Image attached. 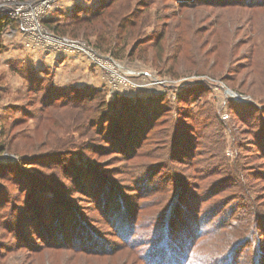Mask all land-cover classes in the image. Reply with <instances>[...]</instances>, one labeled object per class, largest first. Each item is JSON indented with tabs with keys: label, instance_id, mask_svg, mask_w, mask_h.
I'll return each mask as SVG.
<instances>
[{
	"label": "trees",
	"instance_id": "1",
	"mask_svg": "<svg viewBox=\"0 0 264 264\" xmlns=\"http://www.w3.org/2000/svg\"><path fill=\"white\" fill-rule=\"evenodd\" d=\"M141 1L138 2V7L133 13L128 10L130 4L128 0L116 10L107 13L108 9L117 2L116 0L107 1L101 9L91 13L90 17L83 19L77 15L73 21L80 26L85 23L91 24L101 17L104 18L101 19L104 23L102 30L93 31L97 39L96 47L102 52L110 53L116 59L134 58L136 50L142 45L158 51L160 55L158 58L161 59L164 55L165 40L162 33L159 32L153 37L130 38L131 35L133 36V33L129 31L130 28L136 26V34H140L145 25L144 21L146 18L148 20V16L143 17L142 14L145 10H138L140 7L148 8L147 6H151L148 3L151 2ZM167 1L174 6L172 11L176 13V17H180L177 20L187 24L190 22L188 15L194 12L191 11L193 8L218 10L264 8V0ZM138 14L141 16L138 17ZM166 19L169 18L166 17ZM10 22L8 19H0V36L1 30ZM125 23L128 24L126 27ZM56 32L63 34V30L58 29ZM128 41L133 43L129 51L124 53L122 47L128 44ZM182 45L180 42L179 46ZM253 54L254 52L247 53L251 64ZM136 59L144 60L140 57ZM32 82L35 86L34 91L39 92V82ZM232 89L245 94L248 92L239 87H232ZM207 90L208 88L203 86L189 92L186 96L182 92L176 95L173 103L185 105L182 107L184 119L189 123V127L186 128H184L186 124H181L175 119V115L178 114L175 108L169 106L165 94L133 101L116 96L113 102L105 104L104 95L99 91L89 93L76 91L74 95L65 97L64 100L70 103L65 102L68 108L55 117L57 127L51 129L43 140L33 144L25 153L19 152L21 150L17 151L18 148L10 142L14 124L4 127L6 134H2L0 152H18L19 162L13 167L0 166V182L5 184L10 176L17 175L12 191L17 192L18 195H8L9 188H7L8 192L0 188V196H2L0 212H3L0 215V238L7 235L20 240V243L0 244V264H6L5 254L1 252L15 253L21 250L30 256L27 264H31L33 260L39 259L50 251L68 250V258L71 261L73 255L84 259L104 255L103 252L106 251L88 246V242H94L97 238L98 230L90 224L88 216L84 213L86 209L77 206L75 199L70 196L71 192L83 194V198L93 204L98 214L117 230L115 236L126 245L135 248L137 243L133 240L137 230H140V219L145 208L141 206L138 209L126 210V216L123 219L117 218V221L113 220L111 224L112 218L107 208L106 191L115 190L116 204L125 205L119 196L118 187L128 184L135 177L136 171L153 168L155 165L150 163H162L164 160L189 170L190 176L184 179L179 172H172L169 185L159 187L160 183H158L145 191L141 188L144 191L142 194L144 199L151 198L156 191L163 190L159 203L167 204L162 206L155 204V201L150 203V209L154 210V213L149 215H156V218L149 226L159 221L158 229L155 233L153 232L155 224L151 232V240L147 245L150 250L161 247L155 264H264V103L258 102L257 107L227 102L226 110L230 117L236 116L244 122L250 120L245 134L252 138L248 144L255 148V151L251 152L240 143L233 147L234 157L230 162L220 158L222 162L219 165L223 167V171L214 174L219 176L220 181L205 183L213 187L211 186L209 192L204 194V196L209 195L202 200L193 196L190 190L194 188L199 193L202 188L199 183L211 178L208 176L207 179H200L206 173V169H204L205 164L196 158L208 154V144L212 143L208 140V136L214 125L208 121L204 127L203 123H198L195 118L198 113L199 118L203 117L204 112L200 110L206 108L207 103H201L195 115L191 113L188 105L195 103L197 98H202ZM47 100L45 96L44 107L55 108L56 103L51 104ZM89 106L97 108L89 110ZM104 107L108 109L105 112ZM112 109L119 112L117 117L109 114ZM258 116L261 121L263 119L262 122L257 120ZM214 117L216 118L215 113ZM75 136L79 141H74ZM89 141L91 143L103 141L108 148L103 146L102 150L95 148ZM238 141L239 139L236 143ZM86 142H89L90 146H85ZM212 144L217 150L220 149L218 141ZM199 150L200 152L197 153ZM100 157L109 158L108 161L111 163L97 164ZM114 159L119 160L113 163ZM254 159L259 161L257 165L252 166ZM110 165L121 166L119 173L116 174L119 177H115L114 181H112L114 178L112 172L110 171L108 175L106 173ZM170 168L171 171H179V168ZM256 169L258 171H255ZM224 193L230 197L234 196V199L242 203L240 207H236L235 212L239 208L244 211L239 214L229 211V216L219 218L218 211L213 209L224 207L231 200L220 198ZM224 200L226 203L220 206V202ZM11 203L14 205L8 208ZM157 205H159L158 208ZM75 210H80L81 213L77 215L78 211L75 212ZM6 213L10 217L4 221ZM215 220H218L217 224H210ZM56 224L75 230L76 234L64 235L61 239L55 236L50 237L47 226L58 228ZM164 229L170 230L168 236L163 238L164 241L155 243ZM177 232L180 235L183 234L181 236L183 242L179 247L171 248L173 238L179 235ZM33 237L41 243L33 242ZM256 240H260L262 244L258 246ZM169 247L170 250H168ZM150 255L152 253L146 254L145 259H152Z\"/></svg>",
	"mask_w": 264,
	"mask_h": 264
},
{
	"label": "rangeland",
	"instance_id": "2",
	"mask_svg": "<svg viewBox=\"0 0 264 264\" xmlns=\"http://www.w3.org/2000/svg\"><path fill=\"white\" fill-rule=\"evenodd\" d=\"M107 1L111 0H54L48 1L47 5L40 9L42 13L38 20L45 31L56 37L57 41L64 39L73 43L76 48L75 46L71 48L53 43L46 44L44 40L28 36L25 31L21 30L20 24L12 20L8 26L1 30L0 140L3 139L2 134H6L4 127L6 128L13 123L10 142L18 148L17 151L21 150L19 152L25 153L33 144H38V141L43 140V137L50 133L51 129L57 127L55 117L64 113L68 108L64 98L68 95H74L76 91H87L88 93L99 91L104 95L105 104L106 102H113L116 96L133 101L138 98L146 99L147 97L165 94L169 106L175 108V112L178 114L175 115V119L179 120L181 124H186L184 127L186 128L189 127V123L184 119L185 114L182 107L185 105H178L173 102L178 93L182 92L186 96L189 92L204 86L208 88L207 92L203 93L202 98H197L195 103H189L188 107H190L191 113L195 115L201 103L208 104L206 108L200 110L204 112L203 117L199 118L200 114L198 113L195 118L198 123H203L204 127L208 121L212 122L214 128L211 129L208 140L212 143L218 141L220 149L217 150L216 146L210 143L208 144V154L196 158L205 164L204 169H206V173L200 179L211 177L207 181L202 180L199 183L202 187L199 193L194 188L190 190L193 196L203 200L209 195L204 196V194L209 192L211 186L213 187V185L205 183L220 181L219 176L214 175L223 171V167L219 165L222 162L220 158L230 162L234 157L233 147L240 143L251 152L255 151V148L248 144L252 138L245 134L249 128L247 123H250V120L244 122L236 116L230 117L226 105L228 101L251 106H257L258 102L264 103V8L234 10H232L233 8L228 10L193 8L191 11L194 12L188 15L190 22L187 24L177 20L180 17L177 18L176 13L172 11L174 6L170 1L145 0L144 2L150 1L151 3L148 5L151 6H147L148 8L140 7L138 11L145 10L142 14L143 17L148 16V20L146 18L144 21L145 25L140 34H136V26L130 28L129 31L133 33L130 38L136 36L153 37L159 32L162 33L165 36L163 58H158L160 56L158 51L142 45L138 50L144 51L136 50L134 58L116 59L110 53L102 52L96 47L97 39L93 31L102 30L104 23L101 19L104 18L101 17L91 24L85 23L80 26L73 21L77 15L83 19L90 17L91 13L101 9ZM116 1L107 13L116 10L126 2V0ZM128 1H130L128 10L133 13L141 0ZM141 6L145 7L142 4ZM215 14L219 16L215 17ZM140 16L141 14H138V17ZM166 17L169 19L167 20ZM127 25L125 23V27ZM58 29L63 30V34L57 33L56 30ZM180 42H182V46H179ZM132 43L128 41V44L122 47L124 53L129 51ZM81 48H84L86 52L82 51ZM248 52H254L252 64L248 59ZM138 57L144 60L136 59ZM248 69L249 71L246 73ZM31 79L39 82V92L34 91L35 86ZM232 87H239L248 92L246 94L236 92ZM226 90L234 93L238 99L230 96ZM45 96H47L49 103H56L55 108L46 109L44 107L43 99ZM96 108V106L88 107L89 110ZM107 110L104 107L103 111ZM109 114L117 117L119 112L112 109ZM257 118L261 121L259 116ZM237 139H239L238 143H236ZM74 141H79L76 136ZM89 142H86L85 146H90L91 142ZM91 145L101 150L104 149L102 146L108 148L103 141L91 143ZM199 152L200 150L197 153ZM15 153L0 152V166L6 168L17 165L19 154L18 152ZM108 160L110 159L100 157L97 164L105 163L108 165L111 163ZM117 160L119 159H114L113 163L114 161L117 163ZM258 161L259 159H254L252 166L257 165ZM112 165L107 168L106 173L108 175L111 171L114 177L111 180L114 181L116 180L115 177H119L116 174L119 173L121 166ZM150 165L155 166L136 171L135 177L128 184H122L118 187L120 189L118 190L119 196L125 205L118 206L116 204L115 190L113 192L106 191L105 196L108 198L107 208L112 218L111 224L113 220L117 221V218L123 219L126 216V210L138 209L141 206L145 208L142 212L144 216L141 215L140 219V230H137L133 240L137 243L135 248L126 245L115 236L117 230L98 214L93 204L83 198V194L71 192L70 196L75 199L77 206L86 209L84 213L88 216L90 224L98 230L97 238L94 242H88V246L91 248L98 247L100 249L96 250L106 252H103L104 255L87 257V259L73 255L71 261L68 258V250L50 251L39 259L33 260L31 264H44V262L45 264H155L161 247H154L153 250H150L147 245L148 241L151 240L153 227L156 224L153 230L155 233L159 221L149 226L156 218V215H149L154 213V210L150 209V203L155 201V204L162 206L167 204L166 202L159 203L163 190L156 191L153 197L146 199L142 197V194L158 183H160L159 187L169 185L172 172H179L184 179L190 176V172L168 160H164L162 163H150ZM163 165L167 166L164 167ZM170 167L179 168V171H171ZM170 171L171 173H169ZM8 179L9 181L5 184L0 182V188L5 189L6 192L9 188L8 195L17 196L18 193L12 191V185L17 179V175L10 176ZM229 179L232 181L231 178ZM4 185L6 186L4 187ZM145 194L148 195V193ZM132 195L134 197H131ZM220 198L231 200L224 207L221 205L226 203V200L220 202L223 209L221 207L213 209L218 211L219 218L229 216V211L238 214L244 211L239 208L235 212L236 207L242 203L234 199V196L230 197L224 193ZM13 205L14 203H11L8 208ZM156 207L158 208L159 205ZM77 211L75 210L79 215L81 211ZM2 213L0 212V215ZM7 213L4 214V221L10 217ZM215 223L217 224L218 220L210 222V224ZM169 224L172 225V223ZM47 227L49 228L48 235L50 237L55 236L57 239L63 238L64 235L74 236L76 234L75 230L63 226L54 228L48 225ZM163 231L155 243L164 241L163 238L168 236L170 232L169 229ZM177 233L179 234V232ZM182 235L181 233V235H176L173 238L171 248L180 246L183 242ZM32 241L41 243L35 237L32 238ZM256 241H258V246L262 244L260 240ZM3 243L19 244L20 240L5 235L0 238V244L3 245ZM250 248L249 253L251 252ZM1 253L5 254L6 264H27L30 258L24 250L15 253ZM148 253H152L150 255L152 259H145L144 256Z\"/></svg>",
	"mask_w": 264,
	"mask_h": 264
},
{
	"label": "built area",
	"instance_id": "3",
	"mask_svg": "<svg viewBox=\"0 0 264 264\" xmlns=\"http://www.w3.org/2000/svg\"><path fill=\"white\" fill-rule=\"evenodd\" d=\"M48 1L54 0H0V19L18 22L21 30L25 31L28 36L44 40L46 44L53 43L74 48L73 43L64 39L57 41L56 37L47 33L40 25L38 20L42 13L40 9L47 5ZM81 50L86 52L84 48Z\"/></svg>",
	"mask_w": 264,
	"mask_h": 264
},
{
	"label": "water",
	"instance_id": "4",
	"mask_svg": "<svg viewBox=\"0 0 264 264\" xmlns=\"http://www.w3.org/2000/svg\"><path fill=\"white\" fill-rule=\"evenodd\" d=\"M226 92H227L230 96H232L233 98L238 99V97H237L234 93L230 92L229 90H226Z\"/></svg>",
	"mask_w": 264,
	"mask_h": 264
},
{
	"label": "bare ground",
	"instance_id": "5",
	"mask_svg": "<svg viewBox=\"0 0 264 264\" xmlns=\"http://www.w3.org/2000/svg\"><path fill=\"white\" fill-rule=\"evenodd\" d=\"M41 15V14H40ZM45 15V14H44ZM101 62V61H100Z\"/></svg>",
	"mask_w": 264,
	"mask_h": 264
}]
</instances>
